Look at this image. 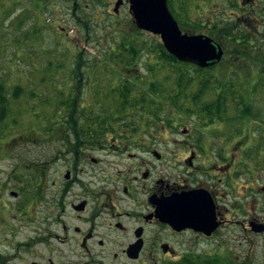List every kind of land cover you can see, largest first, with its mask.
<instances>
[{
  "label": "flooded vegetation",
  "instance_id": "flooded-vegetation-1",
  "mask_svg": "<svg viewBox=\"0 0 264 264\" xmlns=\"http://www.w3.org/2000/svg\"><path fill=\"white\" fill-rule=\"evenodd\" d=\"M98 1L106 4L108 0ZM192 3L205 14L204 6L214 8L212 17L202 14L207 25L213 24L214 35L208 36L224 51L221 61L212 67H223L228 55L240 59L242 54L254 55L251 63L264 66V0H167L183 32L200 34L185 31L184 25H191L187 15L185 20L178 19ZM108 5L110 15L128 8L132 32L153 35L163 44L160 35L138 28L129 0H110ZM131 44L111 48L117 59L113 68L122 63V70L130 71L138 65L146 47ZM148 47L158 53L157 47ZM86 65L78 62L76 69L82 74ZM105 65L100 62L99 68ZM157 66L166 64L158 62ZM234 67L233 82L238 78ZM88 81L84 94L78 90L70 98L74 109L67 111L66 118L74 113L72 121L65 118L56 126L31 129L24 135V145L33 144L41 151L40 158L27 162L20 190H14L12 176L0 180V264H103L105 258L113 264L121 260L133 264H254L253 250L243 256L233 254L232 248L222 252L221 247L236 244L238 225L244 232L264 236V217L253 206L254 196L264 194V182L243 186L244 201H238L239 180L253 179V171L244 169L238 152L250 150L253 158L252 151L259 150L255 153L259 156L264 133L255 143L247 133L248 141L230 134L227 141L207 142L204 135L196 137L193 129L173 125V118H168L173 113L169 95L152 91L124 94L126 79L114 87L96 84L101 81L97 75ZM100 89L102 95H98ZM81 95L85 99L91 95L90 101L102 103V114L89 115ZM220 97L223 95H216ZM108 98L112 102L107 101L105 107ZM126 100L132 103L127 105ZM142 100L157 103H138ZM229 101L224 103L226 107H237ZM161 102L162 110L156 115L150 107H159ZM189 194L213 202L216 227L210 234L165 221L164 204L179 198L183 201ZM175 204L168 210L180 208L179 201ZM31 205L36 206V217H31ZM192 208L203 218L204 206ZM239 213L243 220L237 218ZM255 228L263 230L255 232ZM205 243L215 246L213 252L200 248Z\"/></svg>",
  "mask_w": 264,
  "mask_h": 264
},
{
  "label": "rangeland",
  "instance_id": "rangeland-1",
  "mask_svg": "<svg viewBox=\"0 0 264 264\" xmlns=\"http://www.w3.org/2000/svg\"><path fill=\"white\" fill-rule=\"evenodd\" d=\"M48 1L0 0V83L5 85L10 110L9 115L0 124V180L12 176V182L17 186L14 190H20L23 181L22 173L27 162L40 158L41 148L33 144L24 145V135H27L31 129L39 131V127L56 126L59 124L58 121H64L70 109L68 105L73 102L70 98L78 90L84 94L86 86L89 85V78L95 75L101 79L95 82L101 87L108 84L114 87L119 83L118 79L130 80L133 84L130 92L133 94L151 92L149 84L152 81L159 82L161 89L174 94L178 89L176 83L179 74L185 71L184 83L189 78H193V83L187 85V90L183 93L187 96L198 91L199 82L213 78L210 83H215L217 79L223 83L236 84L238 81L239 88L243 86L244 100L249 107L252 106L253 118L247 121L239 120L238 109L229 107L230 111L222 122L219 119L210 122L207 114L191 113L193 105L185 100L182 102V110L173 107V113L168 118H173V125L189 127L194 130L193 134L196 137L204 135L205 141L211 143L227 141L231 137L230 134L238 136L237 140L248 141L246 133L253 136L252 142L255 143L259 141L256 138L263 135L264 66L262 67L259 63L256 64L258 66H254L251 63L254 55L242 54L240 59H234V56L228 55L223 67L202 73L195 72L192 67L170 64L161 66L162 69L158 70L157 63L161 60L158 59L155 49L151 52L148 46L157 47L160 40L153 35L132 32L128 8L123 9L118 15H110L108 12L110 0L106 4L98 0H52L50 4L47 3ZM186 7V14L178 17L181 21L185 20L186 15L188 16L191 25H184V27L192 32L207 35L210 33L213 36V24L212 22L210 25L206 24L207 18L202 15L205 14L203 9L196 7L193 3L187 4ZM212 7L204 6L207 12L205 15L213 16L214 8ZM179 9L182 10L181 7ZM74 10L77 14H74ZM132 41L136 43L131 44ZM130 44L146 47L140 55L138 65L131 67L130 71L122 70V63L113 68L117 59L113 57L115 55L111 48ZM104 50L111 53H104ZM103 61L106 65L102 69L99 68V63ZM78 62H87L82 74L76 69ZM231 64L237 69L235 72L238 78L234 79L235 82L232 76L236 74L233 72L231 74L233 66ZM151 68L155 71L150 72ZM256 79H259L257 83L251 82ZM16 90H19L18 94H15ZM212 91L213 89L204 94L202 101L198 102L199 107L207 101H215L216 94ZM98 95H102V89L99 90ZM80 99H85L84 95H81ZM91 99V95H87V98L83 100L84 110L91 111L88 114L92 116L101 115L103 104L92 102ZM107 101L112 102L109 98L106 99L105 107ZM229 103L237 104L233 100ZM133 109H137V106ZM152 109L158 111V107H152ZM255 126L258 128H254ZM248 151L250 150L245 149L238 152V159L242 161L244 169L248 167L253 171L252 180H239L238 201L240 204L244 201L243 186L256 187L264 182V166L262 167L264 149L259 156L255 154L259 150H253V158ZM30 192L32 193L31 189ZM263 199L264 194L254 196L253 206L257 215L261 217H264ZM35 207L31 205V217L37 216ZM237 218L243 220L244 215L239 213ZM237 236L236 244L222 246V252L225 248H232L233 254L244 256L253 250L251 254L255 258L254 264H260L264 260V236L244 232L240 225L237 227ZM61 247L63 251H68L66 247ZM200 248H205L208 253H211L215 246L205 243L200 245ZM103 264L113 263L105 258ZM116 264L133 263L121 260Z\"/></svg>",
  "mask_w": 264,
  "mask_h": 264
},
{
  "label": "water",
  "instance_id": "water-1",
  "mask_svg": "<svg viewBox=\"0 0 264 264\" xmlns=\"http://www.w3.org/2000/svg\"><path fill=\"white\" fill-rule=\"evenodd\" d=\"M131 12L139 29L160 35L167 51L180 62L193 63L201 68L215 66L221 61L224 51L222 47L208 35L184 33L171 14L167 0H129ZM121 2L117 3L119 7ZM195 199L196 202H193ZM180 202V208L168 210V206ZM193 202V203H192ZM191 203V204H187ZM192 206H204L203 218ZM162 215L166 222L176 226H190L210 234L216 227L214 204L211 200H198L196 194H189L182 201L171 200L164 204ZM263 229L255 228V232Z\"/></svg>",
  "mask_w": 264,
  "mask_h": 264
},
{
  "label": "trees",
  "instance_id": "trees-1",
  "mask_svg": "<svg viewBox=\"0 0 264 264\" xmlns=\"http://www.w3.org/2000/svg\"><path fill=\"white\" fill-rule=\"evenodd\" d=\"M185 31L190 32L189 30L185 29ZM192 33V32H190ZM158 48V59L161 60V62H164L166 64V66L170 65H184L187 67H192L194 68L195 72L197 73H202L205 71H209V70H213L215 67L212 68H208V69H200V68H196L194 65L192 64H187V63H183L178 61L173 55H171L170 53H168L165 49V47L163 46L162 43H159L157 45ZM132 53H135L136 55L138 53H136V51L132 50ZM162 69L161 66L158 67V70ZM152 71H155L154 68L152 69ZM186 72V71H185ZM185 72H182L179 74L178 80H177V86L178 89L176 92H174V94H170V91L168 90H163L160 88V84L159 82H151V88L150 90L154 93H162V94H167L169 95L170 99L168 101V103H172V108L176 107L180 110H182V102L183 100L185 101H190L192 103V108L190 110L191 113L194 112H200L203 114H207L210 117V122H214L217 119L222 120L224 119L225 116H227V112H228V108L224 105V103H226L227 100H233L236 101V109H238V118L239 120L242 119H246L249 120L251 119V117L253 118V112H252V106L249 107V104H247V102L244 100V90H243V86L241 87V89L239 88V84H235V83H221L220 80H216L215 83H210L212 80H207L204 82H199V88L198 91L195 93H191L189 94L190 96H187L183 93H185V91L187 90V85L189 86L190 84L193 83V78H189L188 81L186 83H184V76L186 75ZM199 81H203V79H198ZM132 83L129 81H126L125 84V90L123 91L124 94L129 93L130 89L132 88ZM212 91L213 94H218V95H223V97L221 98H216L215 101H207L205 103H203L200 107L198 106V102L202 101L201 99L206 95V93H208L209 91ZM256 89V88H255ZM173 92V90H171ZM19 90H16L15 94H18ZM205 94V95H204ZM8 96L6 95V90H5V85L3 83H0V124L3 120H5V118L9 115V108H8ZM240 102V103H239ZM131 103V101L126 100L125 104H129ZM138 103H149V104H156V101H148L146 102V100H142L139 101ZM162 104L158 107V111L154 112L157 115L159 111L162 110V105L164 104V102H161ZM167 103V102H165ZM247 105L246 107H244L243 109H241V105ZM69 108H72V110L74 109L73 104H69L68 105ZM150 109L152 110V107H150ZM74 113L70 114L69 118H66V120H71L72 121V116ZM238 120V121H239Z\"/></svg>",
  "mask_w": 264,
  "mask_h": 264
}]
</instances>
